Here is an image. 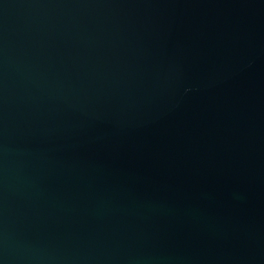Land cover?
<instances>
[{
  "label": "water",
  "instance_id": "obj_1",
  "mask_svg": "<svg viewBox=\"0 0 264 264\" xmlns=\"http://www.w3.org/2000/svg\"><path fill=\"white\" fill-rule=\"evenodd\" d=\"M0 264H264V0H0Z\"/></svg>",
  "mask_w": 264,
  "mask_h": 264
}]
</instances>
